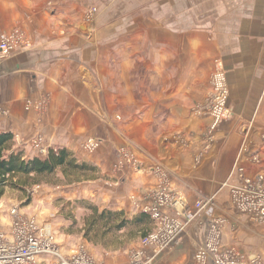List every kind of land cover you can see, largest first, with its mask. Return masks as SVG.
Listing matches in <instances>:
<instances>
[{
    "label": "crops",
    "instance_id": "obj_1",
    "mask_svg": "<svg viewBox=\"0 0 264 264\" xmlns=\"http://www.w3.org/2000/svg\"><path fill=\"white\" fill-rule=\"evenodd\" d=\"M14 31L30 46L0 60V131L14 133L18 149L39 155L31 146L39 135L43 147L93 161L112 181L97 200L130 215L151 206L160 183L175 189L187 204L185 229L165 249L143 248L144 264H194L215 227L223 248L264 264V221L239 212L222 188L237 182L238 159L249 176L264 174V0H0V41ZM218 63L229 113L211 130ZM94 135L103 146L88 156L79 145ZM127 139L141 166L116 170L115 148ZM211 196L215 205L199 210ZM65 238L89 244L83 234ZM100 246L88 247L101 264H131L140 241Z\"/></svg>",
    "mask_w": 264,
    "mask_h": 264
},
{
    "label": "built area",
    "instance_id": "obj_2",
    "mask_svg": "<svg viewBox=\"0 0 264 264\" xmlns=\"http://www.w3.org/2000/svg\"><path fill=\"white\" fill-rule=\"evenodd\" d=\"M24 35L16 31L1 39L0 60L10 56L11 51L19 46L26 45ZM212 94L208 112L212 118L211 129L217 126L228 116L229 88L223 66L218 63L212 77ZM31 102L28 103L29 107ZM101 140L90 138L83 146L87 151L100 147ZM38 143H35L37 146ZM44 153L46 149H41ZM237 182H225L223 186L230 189L231 203L239 212L249 215L254 220L264 221V174L252 177L246 172L245 166L238 159L232 170ZM232 175V176H233ZM214 196L200 198L196 202L197 208L210 207ZM185 200L166 183L160 184L153 193V204L145 208L152 221H155L154 230L141 239L143 247H153L157 250L167 248L175 237L184 231L185 222L173 218L168 214L169 208L179 215L184 214ZM9 209V210H8ZM6 210L0 202V213L6 211L7 218L0 219V264H39L40 257L52 256L55 264H100L96 258L85 250L78 249L70 255L60 253L58 245L49 227L39 224L36 217H28L19 205L11 206ZM1 218V217H0ZM217 225L224 223V219L217 218ZM47 226L49 224H46ZM143 252L136 256L135 264H139ZM194 264H248L245 258L236 249L223 248L221 234L215 227L208 242L198 249Z\"/></svg>",
    "mask_w": 264,
    "mask_h": 264
},
{
    "label": "rangeland",
    "instance_id": "obj_3",
    "mask_svg": "<svg viewBox=\"0 0 264 264\" xmlns=\"http://www.w3.org/2000/svg\"><path fill=\"white\" fill-rule=\"evenodd\" d=\"M95 12H96V8H93L85 17L84 23H89L91 25V23H93L92 14H94ZM22 34L24 35V33ZM24 39L27 41L26 45L19 46V47L26 48L30 46V42L27 39V37H25V35H24ZM121 120H122L121 116H117L115 117V122H113V124L115 125L116 123H120ZM90 138L99 139L101 140V143L98 149L91 150L89 152L85 149V146H83V144L86 141H88ZM35 143H38L37 146L35 145ZM41 143H42V138L41 136L38 135L31 141V146L33 147V149L37 151L36 153L39 154L37 156L44 157V155L47 154L50 147H45V146L43 147ZM102 144H103V139L98 135H94L89 138H86V140L82 141L79 146H80V149L84 152V154H87L89 156L90 154H94L98 152L102 148L103 146ZM44 148L46 149V152L43 153L41 149H44ZM136 149H137L136 145L133 144L128 139L125 142L124 140H122L120 145L115 148V152H116L115 160L116 161L114 162V168L116 170H122L123 168L137 170L138 167L141 166V164H140V161L137 160L135 157ZM71 151L77 156L76 152H74L73 150ZM34 156L36 155L35 154L34 155L32 154V156L25 155L27 159H29V157H34ZM77 158L80 159L81 161H85L79 156H77ZM86 162L94 163L93 161H86ZM58 176L60 177L59 182L60 181L62 182L58 186L56 185L59 183L57 178L53 179V183L55 182V184L45 183V184L36 185V184H32V181H29V184H23L20 181L18 182L19 186L12 185L11 183H7L6 185H0V202L3 204V209L7 211L9 207L19 205L20 208L23 210V212L26 213V216L30 218L36 217L39 224H42L45 227L51 228L53 237L55 239L56 244L58 245L60 253L70 255L71 253H73V251H78V249H82L90 253V255L94 256L96 260L99 262L98 258L96 257V254L92 253L90 248L88 247V246H91L93 248L94 244L89 242L90 244L89 245L87 243L83 244V243L77 242L78 244L77 243H76L77 245L75 244L77 248H75L73 245H71V242H68V240H66L67 238L65 237L68 234L72 235L73 237H77L78 235L80 236L81 234H83V228L85 226L84 219L86 216H88L91 213V211H89V209L85 207L84 203L85 202H88L91 204L94 203L102 207L103 205L101 204V199L97 200V198H100V196L97 193L99 192V190L106 189L107 186L112 185V181H108L110 180V177L109 176L104 177L102 175V171L100 174H96L94 179L76 182L75 184H65L64 178L61 175H58ZM16 180L19 181V178L17 177L14 181ZM163 183H166V182H162L160 184H163ZM158 186L154 188L153 193L158 188ZM167 186L177 193V191L173 189L169 184H167ZM222 188H227V187L222 185ZM87 190L94 191L93 192L95 195L94 199L91 200L89 198H85L84 195H87L86 194ZM91 195L93 194H89L90 197H92ZM152 197H153V194H152ZM78 201H80V203ZM213 202L214 203L211 206L215 205V197H214ZM186 205H185V210H186ZM222 206L223 208L225 207L224 205ZM147 207H150V206H147ZM145 208L143 211H138V213L140 212L148 213L147 211H145ZM6 211H3L4 213H0L1 223L4 222L3 218L5 219L7 218ZM170 211H174L175 215H171ZM167 212L173 218H177L178 220L185 222V220L182 219V217L185 214V211H184V214L179 215L174 209L169 208ZM134 215L135 214L133 215L128 214L129 217H132ZM72 219L76 220L77 225L72 223ZM46 224H49V225L47 226ZM154 224H155V221H154ZM141 227H142L141 225L129 226L127 229L123 230L122 235L119 234L115 236L116 240L113 237L109 236L108 238L115 240V242L112 243L111 241H108L109 244H112V246L108 247L107 251L108 250L110 251L119 250L120 248H124L125 246H129V245L131 246L133 243H138L139 241H141L142 239V236H140ZM68 246L69 248H64ZM143 248L145 247H143L140 242L139 248H131L129 250L131 264H135L136 256L138 255L140 250L143 252V255L141 256L139 264L148 263V260H145V252L142 250ZM151 248L155 249L156 251L162 250V249L157 250L156 248H153V247ZM38 260H40L39 264H55V260L52 258L51 255L48 256L47 258L40 257Z\"/></svg>",
    "mask_w": 264,
    "mask_h": 264
},
{
    "label": "trees",
    "instance_id": "obj_4",
    "mask_svg": "<svg viewBox=\"0 0 264 264\" xmlns=\"http://www.w3.org/2000/svg\"><path fill=\"white\" fill-rule=\"evenodd\" d=\"M100 173L99 166L81 161L70 149L63 146L50 147L44 157L34 156L27 159L24 152L15 147V134L0 131V185L11 183L19 186L20 181L23 184H29V181L36 185L55 184L53 179L57 178L59 182L58 175L64 178L65 184H75L94 179L95 175ZM17 177L19 181H14ZM61 183L60 181L56 185ZM84 204L91 213L84 219L83 237L94 245L107 249L112 246L108 241L114 243L115 236L122 235L123 230L131 225L142 226V239L154 230V221L146 212L129 217L125 210L102 208L98 204L88 202ZM72 223L77 225L74 219ZM109 236L115 240L108 238Z\"/></svg>",
    "mask_w": 264,
    "mask_h": 264
},
{
    "label": "water",
    "instance_id": "obj_5",
    "mask_svg": "<svg viewBox=\"0 0 264 264\" xmlns=\"http://www.w3.org/2000/svg\"><path fill=\"white\" fill-rule=\"evenodd\" d=\"M82 29L84 30V32L87 33V31H88V23H85V24L82 26Z\"/></svg>",
    "mask_w": 264,
    "mask_h": 264
}]
</instances>
